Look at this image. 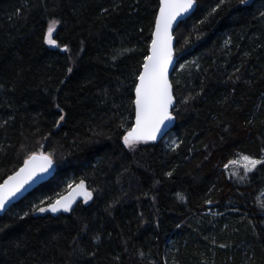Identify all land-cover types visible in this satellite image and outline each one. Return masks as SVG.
I'll return each mask as SVG.
<instances>
[{
  "label": "trees",
  "instance_id": "obj_1",
  "mask_svg": "<svg viewBox=\"0 0 264 264\" xmlns=\"http://www.w3.org/2000/svg\"><path fill=\"white\" fill-rule=\"evenodd\" d=\"M195 2L174 125L129 148L160 0H0V182L32 153L55 164L0 216V264H264V165L235 167L264 160V0ZM81 180L87 202L36 211Z\"/></svg>",
  "mask_w": 264,
  "mask_h": 264
},
{
  "label": "snow or ice",
  "instance_id": "obj_2",
  "mask_svg": "<svg viewBox=\"0 0 264 264\" xmlns=\"http://www.w3.org/2000/svg\"><path fill=\"white\" fill-rule=\"evenodd\" d=\"M221 3H224V0H221ZM246 3L247 0H239L241 5ZM193 4L194 0H160L159 15L155 18V31L152 33L151 53L144 58V71L140 73L139 83L136 84L135 88L136 123L123 137L124 144L129 148L134 147L138 141L156 139V134L161 131V126L165 125L166 121L173 119L169 111L173 105V96L167 78L168 64L172 59L170 29L177 17L192 8ZM261 15H264V13H261ZM53 32L54 29L50 25L44 34V41L48 45L59 47L57 41L53 39ZM64 50H67V45L64 46ZM186 102L187 98L185 99ZM59 107L57 104V108ZM60 111L62 112L63 109H60ZM63 119L64 117L61 116L60 120ZM243 159L252 168L257 165H264V160L253 159L249 156H244ZM53 163V158L43 153H32L25 159L24 166L0 185V211L6 209L10 198L14 197L37 173L46 172L53 166ZM247 171H250V169L246 167ZM83 186L84 181L81 180L80 188L83 189ZM81 194L85 201L90 199L92 195L86 190L82 191ZM178 197L183 199L182 195L178 194ZM71 203V198H62L56 200L54 204H50L48 208L40 207L36 211L45 212L50 210L53 213L60 209L69 211ZM261 207L264 208V205H261ZM25 215H28V213H25ZM95 239H99V237H95Z\"/></svg>",
  "mask_w": 264,
  "mask_h": 264
},
{
  "label": "water",
  "instance_id": "obj_3",
  "mask_svg": "<svg viewBox=\"0 0 264 264\" xmlns=\"http://www.w3.org/2000/svg\"><path fill=\"white\" fill-rule=\"evenodd\" d=\"M195 8H196V2L194 0L193 7L190 8L187 12H184L180 16H178L177 17V20L173 22L172 27L170 29V34L172 36V41H171L172 59H171L170 63L168 64V68H167V78H168L169 84L171 85V94L173 96V105L169 109L170 112H171V109L173 108V106L175 105L174 91H173V86H172V83H171V74H172L173 68L175 66L174 47H175L176 40H175V37H174V31H175V29L178 27V25L183 20L187 19L193 13V11L195 10ZM159 9H160V3H159V8L157 10L156 16L159 15ZM154 31H155V21H154L152 33ZM151 41H152V35H151V40H150V43H149L148 55L151 53ZM143 64H144V62H143ZM143 64L141 66L139 75H140L141 72L144 71ZM139 75H138V78H139ZM138 78H137L136 84L139 83V79ZM136 84H135V87H134V117H133V123H132V126L130 127V129L127 132H129L135 126V123H136V109H135V99H136L135 88H136ZM172 117H173L172 120L166 121L165 122V125H162L161 126V131L156 134V139H154V140H147V141H158V140L162 139L166 135V133L174 125L175 117H174V115H172ZM141 141H145V140H141ZM37 154H40V153H37ZM24 161H23V163L15 171H13L11 174H9L8 176H6L0 182V185H2L4 183V181L8 179L9 176H12L16 172H18L20 170V168L24 166ZM54 172H55V164L53 163V166L51 168H49L46 172L37 173V175L31 181H29L14 197L10 198V200H9V202L7 204L6 209L10 205H12L13 203H15L18 200H20L22 197H24L28 192H30L33 188H35L36 186H38L40 183L45 182L46 180H48L49 178H51L53 176ZM84 190L88 191V189H87V187L85 185L83 186V189H81L79 183L74 184L64 194L60 195L58 198H56L55 200H53L52 203H50V204H54L56 202V200H58V199L71 198L72 199V203L70 205V208H71L77 202H80V201H83L84 200V197L81 194V192L84 191ZM48 206H47V208H48ZM6 209L3 210V211H0V216L3 215V213L6 211ZM61 211H64V210L63 209H60V210H58L55 213L51 212L50 210H48L47 212L50 213V214L55 215V214H57V213H59Z\"/></svg>",
  "mask_w": 264,
  "mask_h": 264
},
{
  "label": "rangeland",
  "instance_id": "obj_4",
  "mask_svg": "<svg viewBox=\"0 0 264 264\" xmlns=\"http://www.w3.org/2000/svg\"><path fill=\"white\" fill-rule=\"evenodd\" d=\"M53 29H55V26H53ZM235 167H237V169H242V170H245L246 169V167L248 168V169H252V167H251V165L247 162V161H245L243 158H242V160L241 161H239L238 163H237V165L235 166ZM71 185V184H70ZM71 186H69V188H70ZM89 200V199H88ZM87 200V201H88ZM84 202H87V201H85V199L83 200Z\"/></svg>",
  "mask_w": 264,
  "mask_h": 264
}]
</instances>
